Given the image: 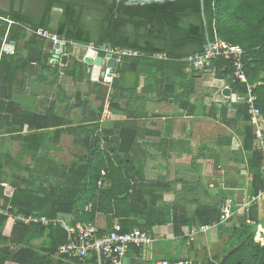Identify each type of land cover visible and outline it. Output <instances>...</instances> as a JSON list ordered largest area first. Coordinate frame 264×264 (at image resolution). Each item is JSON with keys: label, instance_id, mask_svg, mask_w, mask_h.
Masks as SVG:
<instances>
[{"label": "trees", "instance_id": "obj_1", "mask_svg": "<svg viewBox=\"0 0 264 264\" xmlns=\"http://www.w3.org/2000/svg\"><path fill=\"white\" fill-rule=\"evenodd\" d=\"M26 1L9 0V10L0 9V18L14 22L8 26L0 21V45L7 31L8 40L18 42L27 30L43 29L66 41L138 55L121 57L113 70L112 82L106 86L92 84L87 66L75 56L60 72L43 59L41 48L27 59L18 53L0 55V204L9 205L10 214L44 217L49 222L70 217L72 225L92 223L97 216H103L107 222L117 220L123 232L135 228L150 232L154 227L172 223L176 235H182L183 225L211 226L218 222L220 212L212 207L199 206L188 217L172 213L170 207L157 206L162 201L156 194L158 186L142 181V169L150 156L138 135L131 154L118 151L119 129L137 128L144 108L136 105L144 106L149 96H156L159 102L171 99L184 114L197 115L198 103H191L190 99L195 94L193 82L203 72L193 70L186 59L202 54L215 37L244 51L246 82L234 81L231 62L222 58L213 60L210 67L218 80H226L243 97L241 102L220 106V118L233 131L232 123H243V131L237 135L252 177L250 186L257 194L258 185L264 184V151L255 139L244 100L246 84L254 86V106L264 120V0H203V12L200 0L147 5L117 4L114 0H40L43 9L39 15L24 12ZM53 9L60 12L53 13ZM53 16L56 21L52 25ZM39 40L33 34L27 46L35 49L41 44ZM12 51L11 47L6 50ZM158 55L163 58L156 59ZM188 69L189 80L184 72ZM60 74L74 82L94 85V102L99 104L95 106L88 97L82 100L80 94L77 96L75 107L83 115L82 124L77 127L64 124L49 110L43 114L15 99L23 87L18 83L21 78L34 76L42 84L50 77L51 88ZM140 77L144 81L137 94ZM228 105L235 110L232 120L225 117ZM205 109L202 106V116L206 115ZM217 109L212 107L210 115L214 116ZM110 113L127 120L102 124L103 119L109 120ZM64 135L71 137L73 147L83 150L82 154H75L76 161L67 165L54 158L39 157L48 139L59 145ZM6 141L17 143L18 150L3 149ZM27 159L34 163L27 164ZM103 170L107 175L99 187ZM257 205H251L245 213L229 252L221 260L207 264H264V244L261 246L254 238L256 225L264 221L263 214L255 212ZM140 218L144 219L143 225L138 223ZM108 224L106 230H98L99 235L112 230L113 224ZM66 242V233L52 223L25 225L0 216V264H78L61 253ZM175 262L171 260L169 264Z\"/></svg>", "mask_w": 264, "mask_h": 264}, {"label": "crops", "instance_id": "obj_2", "mask_svg": "<svg viewBox=\"0 0 264 264\" xmlns=\"http://www.w3.org/2000/svg\"><path fill=\"white\" fill-rule=\"evenodd\" d=\"M4 20L0 18V21L5 22ZM7 34L8 31L1 39L0 55L2 53L13 55L11 52H6L5 47L8 46L13 48L14 53L16 51L22 57L21 53H24L26 56L24 55L23 58L27 59L33 51L41 48L43 59L60 72H64L70 63L72 56L62 55L63 58L60 60V55L55 52L51 53L54 49L52 50L51 41L48 39L36 35L40 38L41 44L38 43L35 49H31L27 46V42L34 33L27 31L24 39L18 42L8 40ZM10 42H14V46H11ZM68 53L71 52L68 51ZM75 57L79 59L78 54ZM87 68L91 83L96 84L97 82L93 81L89 72L90 68L88 66ZM187 71L190 72L189 69ZM126 78L130 80V76ZM35 80L34 76L21 78L18 83L23 87L21 92L15 95V99L27 103L32 110L43 114L49 110L51 114L71 127L82 124V110L75 107L77 96L80 94L82 100L88 97L94 102V85L88 86L85 83L74 82L70 77L62 74L57 78L55 86L51 88L48 84L53 81L52 78L49 77L42 84ZM143 81V77H140L137 94L141 92ZM193 84L195 85V94L191 97L190 102L198 103L196 116L184 114L171 99L165 102L156 101L158 100L156 96H149L144 106L142 103L136 105L137 108H144V111L141 112V116L144 117L138 119L137 128L133 129L136 130L139 142L145 145L150 156L142 169V181L158 186L156 194L162 198V201L158 202L157 206L170 207L172 213L190 217L199 206L212 207L215 211L220 212L221 205L227 199H232L236 214L223 224L214 223L211 226L215 227L211 231L198 235L194 241H189L186 236L192 227L198 226L194 224L183 225L181 227L182 235L174 233L172 223L154 227L150 232L143 231L151 235L152 242L140 248L130 246L123 264H156L162 260L168 262L171 260L190 261L191 264L216 262L221 260L231 249L230 244L234 232L245 219V214L241 210L245 201L261 194L257 201L259 208H256L255 212L262 213L264 216V184L258 185L257 194L254 195V189L250 186L252 177L248 171L246 154L242 150V144L237 135L238 132L243 131V123L241 121L232 123L235 130L233 131L220 118V106L226 103L241 102L243 97L237 92L235 93L231 87V93L236 95L235 101L232 102L231 99L223 97L221 95L222 82L209 73H203L194 80ZM87 88L90 89V93H85ZM71 97L74 98V103H69ZM96 103L94 102V105ZM202 106L206 107L205 116L201 114ZM214 106L218 109L215 111V115L211 116V108ZM225 117L228 120L235 117V110L230 105L227 107ZM125 120H127L125 116L110 113L109 120L103 119L101 123ZM54 130L50 129V132H54ZM65 140L70 144L72 142L71 137L66 135L61 137L59 145H53L51 139H48L43 145L39 157L43 160L50 157L67 165L72 164L76 161L75 154L83 153L81 148H75L71 144L74 153L70 154V163L54 155V151L59 152L60 146L64 144ZM18 148L17 143L11 141L3 143V149L15 152ZM50 150H53V153ZM26 163L33 164L34 161L27 159ZM262 174L264 179V168ZM143 195L149 196L145 192ZM108 223L112 225L118 221L113 219L111 222H107L105 217L97 216L95 221L90 224H93L97 230H106ZM138 223L143 225L144 219L140 218ZM262 227L264 229V221Z\"/></svg>", "mask_w": 264, "mask_h": 264}, {"label": "built area", "instance_id": "obj_3", "mask_svg": "<svg viewBox=\"0 0 264 264\" xmlns=\"http://www.w3.org/2000/svg\"><path fill=\"white\" fill-rule=\"evenodd\" d=\"M7 22L8 26L14 24L11 20H4ZM35 35L48 39L51 41L52 47L54 48L55 43L65 44V45H75L72 41L61 42L55 36H52L47 31L43 29H37L36 31L28 30ZM68 43V44H66ZM209 45V46H208ZM77 49V48H76ZM74 48V50H76ZM86 49L85 53L82 54L81 51L78 53L79 60L83 62L86 56V51H94L95 56H100L103 58V62H107V58L104 56L106 54H116L118 58L116 59V65L121 60L123 56H137L138 53L132 51H123L112 48H94L89 45L88 47H82ZM60 50V49H58ZM56 49L52 52L56 53ZM102 53V54H100ZM67 56H72L68 53ZM244 51L240 46L231 45L218 40L216 37L214 40L207 44L205 51L202 54H194L186 59V62L191 66V68L198 72L209 73L215 78V73L211 70V62L217 58H222L225 61L231 62L232 74L231 77L237 82H246L245 75V63L243 62ZM156 59H162L163 56H155ZM89 72L92 74V67ZM104 71V76L101 78L100 73L95 74L93 81L100 83L104 82L110 84L113 73L111 69L107 67H102L100 71ZM111 75V77L109 76ZM92 76V75H91ZM108 77V78H107ZM222 82V89L229 88L230 85L226 80H219ZM254 86L246 84V95L245 103L248 106V113L250 115V123L253 126L255 139L259 143L260 147L264 150V131H263V119L259 110L254 106L256 97L253 95ZM107 172L105 170L101 171V179L98 182V186L101 187L102 181L106 178ZM3 186H6L3 184ZM261 195V194H260ZM249 198L241 206V210L244 214L248 213L250 206L256 204L261 196ZM11 207L0 205V216L11 217L16 222H22L25 225L37 224L46 225L52 223L55 226H59L67 235V242L65 245L61 246V253L70 260H75L78 264H123V260L127 254L128 248L130 246H140L144 247L152 242V237L149 233L143 232L137 228L130 232H123L119 223L113 224L112 230L108 234L99 235L97 228L93 224H82L75 223L71 224L70 217H64L62 219L52 220L49 222L46 218H36L33 216H22L10 214ZM236 214L234 209V204L232 199H227L220 207V217L218 224H223L229 221ZM215 226L203 225L192 227L188 233L187 238L189 241H194L195 238L200 234H205ZM255 239L261 244H264V229L262 223H258L255 228ZM156 264H169L168 261L162 260ZM173 264H191L190 261H177Z\"/></svg>", "mask_w": 264, "mask_h": 264}, {"label": "water", "instance_id": "obj_4", "mask_svg": "<svg viewBox=\"0 0 264 264\" xmlns=\"http://www.w3.org/2000/svg\"><path fill=\"white\" fill-rule=\"evenodd\" d=\"M114 1L117 4L121 2H125L127 5H147V4H152V3H164L167 1L174 2L178 0H114ZM200 8H201V11L203 12V0H200ZM10 45L14 46V42H10ZM54 49L57 50L56 54L60 55L59 56L60 60L62 58V55L67 56V46L65 44H60L57 42L54 44ZM89 52L88 53L86 52V56L83 59V63L87 66L92 67V74H91L92 78H95L96 73H100L101 78L104 76V71L103 70L100 71L102 67L103 68L107 67L111 69V71L116 68V59L118 58L116 54H106L104 57L107 58L108 60L106 63H104L103 58L100 56H96V58L93 59V57L95 56L94 51H89ZM81 53L84 54L85 49H82ZM109 76L111 77L110 74ZM221 95L225 98L231 99L232 102H234L236 99V95L232 94L229 88L222 89ZM135 136H136L135 129L128 128V127H121L118 132V139H119L118 151L122 154H129L132 149Z\"/></svg>", "mask_w": 264, "mask_h": 264}, {"label": "rangeland", "instance_id": "obj_5", "mask_svg": "<svg viewBox=\"0 0 264 264\" xmlns=\"http://www.w3.org/2000/svg\"><path fill=\"white\" fill-rule=\"evenodd\" d=\"M0 8L2 9V10H4V11H8L9 10V8H10V2H9V0H0ZM42 9H43V3L40 1V0H27L26 2H25V5H24V12L26 13V14H28V15H34V14H37V15H39V13L42 11ZM58 12V11H57ZM59 13V12H58ZM5 20H9V19H5ZM7 23V22H6ZM8 25V24H7ZM28 31V30H27ZM56 37V36H55ZM57 38V37H56ZM59 39V38H58ZM59 41H63V42H65L63 39H59ZM51 44V43H50ZM66 44H68V43H66ZM21 45V44H20ZM66 46H68V47H70V50H68V51H70L71 53L70 54H72V57H74V56H76L80 51H81V48L82 47H88V46H86V45H81V44H77V43H75V45H66ZM67 47V48H68ZM74 48L76 49V50H74ZM54 48H52V50H53ZM15 53H17L16 51H15ZM13 51L11 52V54H15ZM68 54V53H67ZM100 54H102V53H100ZM21 55H23V57H24V53H21ZM26 56V55H25ZM63 58V57H62ZM61 58V59H62ZM186 74H185V79H187V80H189V78H190V74H189V71H187V70H185L184 71ZM112 73H114L113 72V70H112ZM113 78V77H112ZM111 82H112V80H111ZM103 86H105L104 84H106V83H104V82H102L101 83ZM234 89V88H233ZM85 93H90V89L89 88H87L86 90H85ZM92 99H93V97H91ZM69 103H74L75 102V100H74V98L72 99V97L69 99ZM98 104L99 103H96V105L95 106H98ZM116 118V120H118L117 119V117H115ZM111 120V119H110ZM135 142V141H134ZM133 148H134V144H133V147H132V149H131V153H132V150H133ZM53 150H50V152H52ZM53 153V152H52ZM54 155H56V156H58L59 157V159H62V160H64V161H68V163H70L69 161H71V158H70V154H73L74 153V149H72V147H71V144H70V142H66V140H65V142H64V144H62L61 146H60V150H59V152H55L54 151ZM130 153V154H131ZM74 159V158H73ZM72 159V160H73Z\"/></svg>", "mask_w": 264, "mask_h": 264}, {"label": "flooded vegetation", "instance_id": "obj_6", "mask_svg": "<svg viewBox=\"0 0 264 264\" xmlns=\"http://www.w3.org/2000/svg\"><path fill=\"white\" fill-rule=\"evenodd\" d=\"M57 11L60 12V10H58V9H53V13H58ZM55 21H56V20H55V16H53V17H52V22H51V24H52V25L55 24Z\"/></svg>", "mask_w": 264, "mask_h": 264}, {"label": "bare ground", "instance_id": "obj_7", "mask_svg": "<svg viewBox=\"0 0 264 264\" xmlns=\"http://www.w3.org/2000/svg\"><path fill=\"white\" fill-rule=\"evenodd\" d=\"M9 48H10V47H8V46H7V47H5V49H6V50H9ZM85 50H86V49H85ZM86 52H87V51H86Z\"/></svg>", "mask_w": 264, "mask_h": 264}]
</instances>
